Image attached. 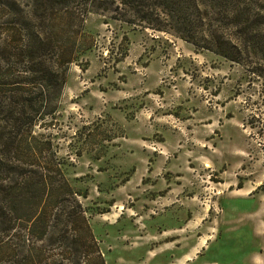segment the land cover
Instances as JSON below:
<instances>
[{"label":"rangeland","instance_id":"1","mask_svg":"<svg viewBox=\"0 0 264 264\" xmlns=\"http://www.w3.org/2000/svg\"><path fill=\"white\" fill-rule=\"evenodd\" d=\"M85 30L94 46L70 66L59 114L42 131L69 157L68 178L82 179L71 181L87 190L80 202L105 264H156L141 246L195 215V231L216 240L205 258L221 244L227 252L235 227L264 234V79L108 16L90 15Z\"/></svg>","mask_w":264,"mask_h":264},{"label":"trees","instance_id":"2","mask_svg":"<svg viewBox=\"0 0 264 264\" xmlns=\"http://www.w3.org/2000/svg\"><path fill=\"white\" fill-rule=\"evenodd\" d=\"M90 15L173 35L264 79V0H0V264H105L49 128Z\"/></svg>","mask_w":264,"mask_h":264},{"label":"crops","instance_id":"3","mask_svg":"<svg viewBox=\"0 0 264 264\" xmlns=\"http://www.w3.org/2000/svg\"><path fill=\"white\" fill-rule=\"evenodd\" d=\"M179 190L170 189L169 191ZM168 198H162L156 200L160 205L167 206L170 204ZM179 200V199H177ZM169 202V203H168ZM230 222L244 223L247 220L245 216H231ZM201 217L195 215L189 218L187 222H183L182 226L177 228H162L160 232L152 235L153 238L149 246L138 245L145 250L146 256L150 260H157L156 264H264V234L253 233L252 235H244L246 229L241 227H235V232L238 235H230L226 237L227 252H219L217 247L207 258L203 257V253L206 252L207 246L211 248L212 242L216 240L212 239V236L202 237L196 230L200 225ZM190 224L192 226L190 227ZM189 226V227H188ZM192 230L196 234H185V230ZM233 230V229H232ZM195 236L194 239L191 238ZM186 238L188 241L186 242ZM193 239V240H192ZM192 240V241H190ZM222 244L218 248H221ZM245 249L242 252L239 249ZM230 249V250H229ZM224 254V257L222 256ZM164 255V259L162 258ZM203 257V258H202ZM224 258V261L223 258ZM201 258V259H200ZM199 259V261H197Z\"/></svg>","mask_w":264,"mask_h":264}]
</instances>
